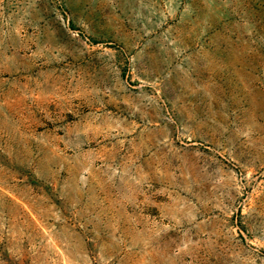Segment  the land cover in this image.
Masks as SVG:
<instances>
[{
    "label": "rangeland",
    "instance_id": "rangeland-1",
    "mask_svg": "<svg viewBox=\"0 0 264 264\" xmlns=\"http://www.w3.org/2000/svg\"><path fill=\"white\" fill-rule=\"evenodd\" d=\"M0 264H264V0H0Z\"/></svg>",
    "mask_w": 264,
    "mask_h": 264
}]
</instances>
